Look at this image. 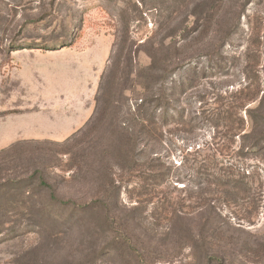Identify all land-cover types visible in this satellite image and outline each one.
I'll return each instance as SVG.
<instances>
[{
    "label": "rangeland",
    "instance_id": "374dc122",
    "mask_svg": "<svg viewBox=\"0 0 264 264\" xmlns=\"http://www.w3.org/2000/svg\"><path fill=\"white\" fill-rule=\"evenodd\" d=\"M254 115L264 0H0V264H264Z\"/></svg>",
    "mask_w": 264,
    "mask_h": 264
},
{
    "label": "trees",
    "instance_id": "16d2710c",
    "mask_svg": "<svg viewBox=\"0 0 264 264\" xmlns=\"http://www.w3.org/2000/svg\"><path fill=\"white\" fill-rule=\"evenodd\" d=\"M22 49H28V48H26V47L25 48H18L16 50H22ZM29 49H31V48H29ZM95 103H96V113H97V111L99 110V107L97 108V105L99 104L98 98L95 99ZM251 113H254V110H252ZM256 120H258V119L255 118V115L252 116V121H253L252 122V128H251L250 132H248L245 135H246V137L254 138L256 140V142L258 143V142L262 141V135L261 134H264V133H262V129H260L259 125L257 124L258 121L256 122ZM29 144H33L35 146H38L40 143L39 142H30V143L29 142H18L16 144H14L13 146H11L10 148H8L7 150L1 151L0 152V159L5 162V159L7 161L13 159L14 155H17V158H21V157L25 156V154H26L25 152L29 153V151L24 150V149H26V146H28ZM36 152H37V149H35L34 152H31V153H32V155H35ZM33 180H34L33 178H31V179L28 178L27 180H24V182H29V183L35 182L38 186L48 188V189L51 188L50 185L47 183L45 177L43 175H41L40 173H39V176L37 177V179L34 181ZM12 183H19V181H17L16 179H13ZM47 202L49 204H57V198L54 195V193H51V195L48 196ZM68 205L69 204H60V206H65V207ZM50 217H51V215H50ZM50 217H48V218L44 217L43 221H41L42 217H39V219H38L39 225L42 224V222L44 223V222H47L48 220H50L51 219ZM10 236L11 235L6 236V238L7 239L13 238V236H11V237Z\"/></svg>",
    "mask_w": 264,
    "mask_h": 264
}]
</instances>
